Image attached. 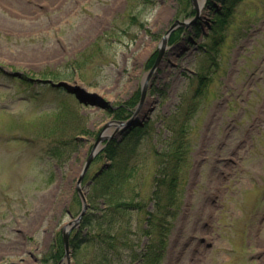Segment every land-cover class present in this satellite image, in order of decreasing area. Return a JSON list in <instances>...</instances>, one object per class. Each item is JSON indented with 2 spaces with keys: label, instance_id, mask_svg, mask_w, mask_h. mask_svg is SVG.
Instances as JSON below:
<instances>
[{
  "label": "rangeland",
  "instance_id": "rangeland-1",
  "mask_svg": "<svg viewBox=\"0 0 264 264\" xmlns=\"http://www.w3.org/2000/svg\"><path fill=\"white\" fill-rule=\"evenodd\" d=\"M226 1L220 22L204 1L196 29L186 27L168 44L135 125L117 129L109 122L126 101H140L149 61L177 19H192V0H0V264H54L46 258L81 212L77 181L107 127L109 139L127 138L119 165L109 170L119 173L124 157L139 169L120 191L129 199L140 198L133 191L150 198L156 152L170 134L166 118L191 102L194 76L210 71L205 50L221 38L219 68L208 74L213 80L191 119L192 167L163 264H264V0ZM46 79L79 86L108 104L80 103L66 88L39 81ZM105 142L99 145L106 148ZM104 150L83 180L94 220L101 214L93 206L102 207L100 192L115 190V180L97 175L111 164ZM96 177L103 184L95 188ZM126 214L124 238L139 250L144 216ZM95 230L96 221L79 229L71 264H93L106 244L101 234L91 237ZM129 250L119 247L122 260L136 264Z\"/></svg>",
  "mask_w": 264,
  "mask_h": 264
},
{
  "label": "trees",
  "instance_id": "trees-1",
  "mask_svg": "<svg viewBox=\"0 0 264 264\" xmlns=\"http://www.w3.org/2000/svg\"><path fill=\"white\" fill-rule=\"evenodd\" d=\"M219 2L223 3L224 0H208V6L216 13V22H220L222 17L226 19V9L228 7V2L225 1L222 9L217 11L216 3ZM223 10L225 12H223ZM217 25L219 24L217 23ZM217 27L216 29L214 28V31L216 32H218ZM181 31L182 29H179L173 34L171 42H176L178 40ZM217 40L215 42L213 41L212 47L205 52V56L210 62V71H201L193 78V82L191 84L193 89L191 102L188 103L186 100L183 101V106L181 105V107L179 106L177 108L175 116H171L169 119L166 118L165 126L170 132V135L165 138V146L162 151L156 152L160 163L158 162V166L156 168L157 174L154 179V190L148 200H146V198L143 199L141 193L139 192H131V195L136 193L135 195L140 197L136 200L132 198L129 199V194L120 191L123 183L128 179L134 178L139 169L136 165L130 166L128 160L124 157L123 160L125 161L121 163L122 165L120 164L119 173L114 174L110 171L109 169L113 168L115 170L119 165L117 162L119 157L118 155L121 154L119 152V148L121 146L124 147L125 143L118 142L115 139L108 143L106 151L110 153L109 159L111 160V164L109 165L110 167L103 170L100 176L105 178L110 177L112 180H115V190H113L110 194H104L106 193L105 190L100 192L103 194L104 198L101 202L102 207H99V203L93 204V206H95V209L99 210L101 214L96 220L91 218L93 217L91 214H87L82 222V227L86 228L96 221V230L92 233L91 237L98 240L99 235L101 234L104 236V241L106 243L105 246L100 248V252L96 256L97 258L94 260L93 264L128 263L126 261L125 263L122 260V253H119V247L124 245L130 246L127 257L134 263L163 264V260L166 256L169 235L174 225V221L179 215L181 209L182 203L180 200V194L183 182L186 180L192 166L193 140L190 136L192 129L191 119L196 115L199 109V101L209 90V85L213 80V77L210 75L214 72L216 73V70L219 68L218 47H216V45L220 44V40ZM85 54H87V52L83 53L82 56ZM155 58L156 55H154L151 61H149V68L152 67ZM78 61L79 58L73 63L76 65ZM209 73L211 74L208 75ZM195 82H197L196 87L194 85ZM136 97H134L131 101H128L124 106H121L119 111H115L117 119L123 120L128 118L130 110H132L137 104ZM181 117L182 121L179 122ZM101 179H97V182H94L95 188L99 184H103L102 182H98ZM102 188H105V186ZM132 189L134 190V187ZM116 192L118 193V196H114ZM105 196H107V198H105ZM151 202L154 204L152 210L149 209ZM135 210L139 211V213L144 216V222L146 223V225H143V227L139 230L140 234L143 236L142 239L141 235L136 237L138 241L140 240L139 250L135 248L137 247V244L139 245V243L136 244L132 241L127 242L128 239L126 241L124 236L127 228L124 230L122 228L123 224L120 222V220L124 217V213L128 214L129 212ZM144 237H147V241L144 245H142ZM63 251L61 238H59L58 247H56L55 251L51 254L52 258L56 261L59 260Z\"/></svg>",
  "mask_w": 264,
  "mask_h": 264
},
{
  "label": "water",
  "instance_id": "water-1",
  "mask_svg": "<svg viewBox=\"0 0 264 264\" xmlns=\"http://www.w3.org/2000/svg\"><path fill=\"white\" fill-rule=\"evenodd\" d=\"M195 6L197 8V17H199V5L196 3V1H195ZM186 25H188L187 22L176 21L174 23V25L172 26V28L170 29L169 33L171 31H173L177 26H186ZM166 42H167V38H164V40H163L164 46H165ZM163 53H164V49L161 50L154 67L148 73V75L146 76V78L144 80L141 103L143 102V100L146 96V91L148 88L149 80L151 79L152 75L154 74L156 68L159 66L161 59H162V56H163ZM55 85L57 87H64V88H66V90L68 92L74 93L76 95V97L79 99V101L82 103L92 104V105L99 104L100 106H102L104 108L107 106V102H105L101 97H99L95 94H91L79 86H71L67 82H59L58 84H55ZM118 124H119L118 126H126V125H129V122H118ZM104 138H105V136L104 137L102 135L99 136V138L95 144V147H94L92 153L90 154V156L86 162V165L82 171V174H81L80 178L78 179L77 191L80 194V197L82 199V211L77 218H75L72 222L68 223L63 229V240H64L65 252H66L65 255L67 257L68 262L70 261V246H69L70 233L74 228H77L80 225V222H81L83 216L85 215V213L88 209L87 199H86L85 193L82 190L81 183L83 181L85 173L87 172L91 162L93 161V158L95 157V155L99 151V147H98L99 143Z\"/></svg>",
  "mask_w": 264,
  "mask_h": 264
}]
</instances>
